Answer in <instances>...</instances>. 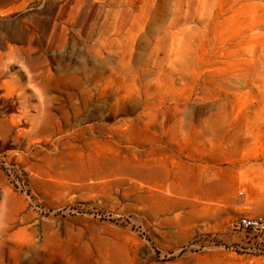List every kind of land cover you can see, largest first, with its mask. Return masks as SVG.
I'll return each instance as SVG.
<instances>
[{
  "label": "rangeland",
  "instance_id": "obj_1",
  "mask_svg": "<svg viewBox=\"0 0 264 264\" xmlns=\"http://www.w3.org/2000/svg\"><path fill=\"white\" fill-rule=\"evenodd\" d=\"M264 0H0V264H264Z\"/></svg>",
  "mask_w": 264,
  "mask_h": 264
},
{
  "label": "built area",
  "instance_id": "obj_2",
  "mask_svg": "<svg viewBox=\"0 0 264 264\" xmlns=\"http://www.w3.org/2000/svg\"><path fill=\"white\" fill-rule=\"evenodd\" d=\"M237 226L242 231L258 236H264V217L261 215L254 217L241 216L237 221Z\"/></svg>",
  "mask_w": 264,
  "mask_h": 264
}]
</instances>
